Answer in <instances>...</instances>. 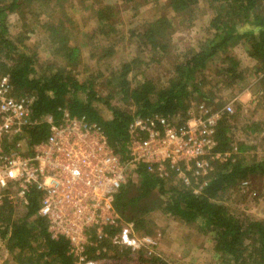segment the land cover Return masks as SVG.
<instances>
[{"label": "trees", "instance_id": "trees-1", "mask_svg": "<svg viewBox=\"0 0 264 264\" xmlns=\"http://www.w3.org/2000/svg\"><path fill=\"white\" fill-rule=\"evenodd\" d=\"M116 1L135 11L156 6L158 0ZM61 2L0 0V75L8 77L15 97H33V118L41 120L49 116L58 122L62 111L73 117L84 116L102 128L109 146L122 158L127 153L128 126L135 117L161 116L179 125L186 121L190 104L196 100L213 112L221 111L223 101L215 97L217 85H231L243 75L239 62L229 54L235 45H244L247 57L256 63L255 72L264 68V0H204L211 14L208 24L211 37L173 65L166 85L148 78V67L159 64L166 54L173 17L190 19L200 3V0H166L164 7L173 16L168 18L161 14L152 22L142 24L137 32H130L128 39L133 42L135 55L119 70L102 76L108 87L106 95L102 96L95 83L101 75L82 79L77 76L82 51L70 42L74 30L71 17L66 13L61 20L52 23L56 9L64 15ZM93 2L89 8L95 26L82 37L89 48L90 61L106 63L114 58L124 35L118 27L117 7ZM41 14L47 20L39 23ZM11 15H17L20 21V30L14 36L8 30ZM37 25L46 36L50 53V59L40 68L36 53L26 45ZM216 60L220 61L215 71L217 84L201 89L207 67ZM114 99L123 105H112ZM221 113L211 148V154H219L221 158L211 161L206 187L193 194L192 188L196 186L193 180L190 186H185L173 178L158 179L143 168H135L137 185L134 187L135 181L129 179L119 189L114 197V209L122 222L133 225L135 233H147L152 213L195 227L210 237L219 264H264V221L242 213L232 214L225 205L232 191L246 190L254 178L264 177V160L248 161L247 154L252 147L245 144L250 137L260 135L261 125L245 123L239 128L243 139L238 140L234 131L239 114L237 111ZM47 134L45 123L27 132V152L45 140ZM39 199V194L31 192L28 205L23 209H15L6 202L0 208V244L10 264H80L68 254L64 239H50L45 221L37 215ZM119 230V227L109 228L105 232L112 236ZM99 248H104L105 252H98L92 241L86 249L87 259H103L108 250L117 255V248L111 247L108 240ZM149 262L167 264L155 257Z\"/></svg>", "mask_w": 264, "mask_h": 264}, {"label": "built area", "instance_id": "built-area-1", "mask_svg": "<svg viewBox=\"0 0 264 264\" xmlns=\"http://www.w3.org/2000/svg\"><path fill=\"white\" fill-rule=\"evenodd\" d=\"M32 102L31 95L15 97L8 77L0 75V208L6 202L23 209L31 192L39 194L37 215L50 239H64L68 254L80 264H97L86 255L92 241L98 252H105L99 245L108 240L113 247L150 257L155 240L138 237L131 223L121 221L115 195L129 179L137 180L135 168L185 186L193 180V194H198L207 185L211 161L221 158L211 154L221 111L232 113L230 104L216 112L202 106L179 125L161 116L135 117L122 158L97 123L67 111L58 122L49 116L35 119ZM41 123L48 126L47 137L28 153L25 134ZM118 227L112 236L105 232Z\"/></svg>", "mask_w": 264, "mask_h": 264}, {"label": "rangeland", "instance_id": "rangeland-1", "mask_svg": "<svg viewBox=\"0 0 264 264\" xmlns=\"http://www.w3.org/2000/svg\"><path fill=\"white\" fill-rule=\"evenodd\" d=\"M110 5L117 7L119 12L120 24L124 38L117 48L115 56L110 61L96 62L89 59V48L83 39L85 33H89L95 26V19L92 11L89 8L90 3ZM62 0V9L64 15L59 13L58 9L52 14L55 23L61 20V17L66 16V13L71 17L73 24L71 44L77 45L82 51L81 67L77 70L78 78L87 76H99L97 88L100 95H106L108 87L105 85L104 78L109 71L119 70L123 63L128 62L135 55V47L132 46L131 40L128 39L130 32H137L139 27L144 23H150L161 14L168 18L173 14L169 13L164 5L166 0H158L154 5L146 8L130 10L129 7L119 4L116 0ZM155 9H152V7ZM134 14H137L133 17ZM210 11L204 0H200L198 6L194 9L190 19L185 17H173V30L170 38L167 40L166 54L162 56L159 64H152L148 67V78H152L155 82H160L166 85L169 71L172 70L176 62L181 61L188 54H191L197 49L200 42L211 37V32L208 29L210 21ZM51 18V19H52ZM48 22L50 23V20ZM46 16L39 15V23L46 21ZM33 34H30L26 41L27 47L36 53L38 58L37 67L45 65L50 59L46 36L41 28L37 25ZM9 33L14 36L20 30V21L17 15H11L8 18ZM244 45L237 44L229 54L239 62V69L243 72L240 81L231 85H217L218 93L215 97L223 101L222 109L230 104L232 114H239L234 131L238 140L243 139V134L239 131L241 126L247 122H255L261 125V133L258 136L249 138V142L245 143L252 147L248 152V161L259 162L264 160V68L262 71L255 72L256 63L247 57ZM220 66V61L216 60L213 64L207 67L204 76L205 82L201 83V89L210 84L212 87L217 84L215 71ZM112 105L122 106L123 104L114 99ZM190 111L196 112L202 107L198 100L192 101ZM137 185V180L133 186ZM132 186V187H133ZM133 192V188L131 189ZM230 194V193H229ZM225 205L232 214L242 213L251 219L264 221V177L254 178L246 190H235L227 196ZM147 233L137 232L136 235L148 236L155 240L156 247L153 249L150 257L142 252L131 253L127 249H116L115 256L112 250L105 253V258L93 260L97 264H151L149 261L153 257L164 260L167 264H219L216 256L213 253V243L210 237L202 234L193 226H186L178 223L174 219L162 215L160 213H152L149 217ZM148 234V235H147ZM112 247V245H111ZM10 264L8 255L0 244V264Z\"/></svg>", "mask_w": 264, "mask_h": 264}]
</instances>
